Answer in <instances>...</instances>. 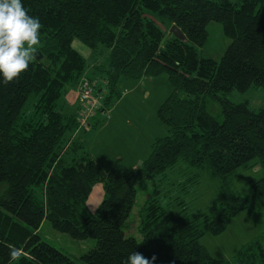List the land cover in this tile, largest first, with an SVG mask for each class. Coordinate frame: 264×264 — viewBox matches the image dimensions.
<instances>
[{
    "label": "trees",
    "instance_id": "obj_1",
    "mask_svg": "<svg viewBox=\"0 0 264 264\" xmlns=\"http://www.w3.org/2000/svg\"><path fill=\"white\" fill-rule=\"evenodd\" d=\"M22 3L43 25L42 56L18 80L0 83V264H123L132 251L149 259L155 255L153 264H264L261 236L243 244L231 260L212 257L200 243L207 232H223L237 214L264 208V175L250 182L246 195L232 194L228 186V177L254 160L264 170V106L227 98L253 87L262 89L264 100V0ZM156 17L167 28L176 25L185 40ZM210 21L220 23L230 40L219 61L199 54ZM74 39L95 54L107 52L104 60L90 66L72 48ZM161 73L171 86L157 110L166 134L152 142L139 168H103L77 136L101 124L94 117L120 97V78ZM85 74L97 82L101 99L82 127L78 94L71 100L68 94ZM208 96L218 103L221 120L208 110ZM180 162L209 168L221 183V201L197 220L183 212L182 201L175 203L182 208L170 210L154 187L140 208V238L127 236L122 225L136 200L137 182ZM96 183L103 195L91 212L86 204ZM44 220L73 239H94L95 246L75 263L42 240L38 229ZM11 247L22 249V257L10 261Z\"/></svg>",
    "mask_w": 264,
    "mask_h": 264
},
{
    "label": "rangeland",
    "instance_id": "obj_2",
    "mask_svg": "<svg viewBox=\"0 0 264 264\" xmlns=\"http://www.w3.org/2000/svg\"><path fill=\"white\" fill-rule=\"evenodd\" d=\"M155 19L161 27L169 31L170 27L167 28V25L159 18L156 17ZM206 30L207 39L203 46L199 48V54L202 57L219 61L230 40L224 35L222 26L218 22H208ZM39 39L40 44L33 46L37 49L35 56L38 54V57H40L39 48L43 44L40 37ZM71 45L88 61L90 66L94 62L100 64L107 53L104 51L103 55L95 54L77 39H74ZM94 77L97 78L95 75ZM82 78L89 77L85 74ZM81 79L74 86V89H70L69 93L71 91L72 93L68 94L69 99L72 96L73 99H76L78 94L76 91L79 83L83 80ZM117 88L121 94L120 97L112 102L108 111L98 112L97 118L94 119L100 120L102 126L106 127L107 118H110V124H107L108 128H111V126L114 128L104 133L103 136H106L107 141L106 138H101L98 132L94 133V128L92 130L90 128V132L87 130V134V131L80 132L79 135L81 137H77L84 142L85 150H88L93 158H102L104 153H109L111 156V161L109 162L112 164L109 167H116L121 164L123 167L137 169L139 162L142 165V162L148 157L152 142L166 134V127L159 121L157 110L169 95L171 86L166 73H161L138 80L122 77L118 81ZM261 91L262 89L260 88L251 87L245 92L232 91L227 95V98L234 103L247 100L252 108L254 106L257 108L264 106L263 96L258 93ZM70 106L71 108L75 107V100L70 103ZM207 106L213 116L221 120L219 105L209 96L207 98ZM114 122L116 124L112 125ZM85 134L86 139L82 137ZM129 144L134 147L136 152L132 162L124 157L126 152L131 149ZM120 152L122 159L118 160ZM98 164L104 168L108 166L107 162ZM251 165V167L247 168H237L228 177V186L232 194L246 195L249 191L250 182L256 181L264 175V170L257 160L252 161ZM100 185L101 183H96L92 188L86 204L88 211H91V206L93 209L91 212H95L101 202L102 194L99 193L98 189ZM220 186L219 179L212 174L209 168L194 169L190 168L186 163L180 162L163 175H157L152 180L141 179L137 182L136 200L122 228L127 236L140 238V208L144 205L146 198L154 187L159 190V200L164 204L170 205V210L182 208L181 205L175 204L182 201L184 203L183 212L190 218L198 220L208 211L211 205L221 201ZM38 234L42 240L62 251L75 263H78L80 255L93 248L96 242L91 238L86 240L73 239L67 233L54 229L48 220L42 221ZM258 236L262 237L261 242L264 248V208L260 209L256 216L249 215L247 212L237 214L223 232L218 235L207 232L200 237V243L205 246L212 257L231 260L242 247V244Z\"/></svg>",
    "mask_w": 264,
    "mask_h": 264
},
{
    "label": "clouds",
    "instance_id": "obj_3",
    "mask_svg": "<svg viewBox=\"0 0 264 264\" xmlns=\"http://www.w3.org/2000/svg\"><path fill=\"white\" fill-rule=\"evenodd\" d=\"M43 27L38 17L28 14L22 0H0V83L7 85L18 80L31 62L36 59V48L40 44L38 33ZM90 210L93 209L90 206ZM23 250L9 249L10 261L21 258ZM151 259L138 251L129 253L123 264H153Z\"/></svg>",
    "mask_w": 264,
    "mask_h": 264
},
{
    "label": "built area",
    "instance_id": "obj_4",
    "mask_svg": "<svg viewBox=\"0 0 264 264\" xmlns=\"http://www.w3.org/2000/svg\"><path fill=\"white\" fill-rule=\"evenodd\" d=\"M97 82L94 80L83 79L78 86V100L81 110L78 114L80 126H85L88 119L98 109L101 95L96 91Z\"/></svg>",
    "mask_w": 264,
    "mask_h": 264
},
{
    "label": "crops",
    "instance_id": "obj_5",
    "mask_svg": "<svg viewBox=\"0 0 264 264\" xmlns=\"http://www.w3.org/2000/svg\"><path fill=\"white\" fill-rule=\"evenodd\" d=\"M70 101V100H69ZM72 101H73V99H72ZM77 105V102H75V106ZM97 118V114L95 115V117H94V119H96ZM108 119V121L106 122V127L105 126H102V123L100 124V125H98V126H96L93 130H94V133L95 132H98L99 133V135L101 136V138H106V136H103L104 135V133H107L108 131H110V130H112L114 127H112L111 126V128H108L109 126L107 125L108 123L110 124V118H107ZM113 124H116L115 122L114 123H112V125ZM89 130V132H90V129H88ZM91 130H92V128H91ZM95 130H98V131H95ZM93 132V131H92ZM88 133V131L86 132V134ZM123 133V132H122ZM86 134L83 136L82 135V137H84L85 139H86ZM127 137V136H126ZM123 139L125 140V141H127L126 140V138L125 137H123ZM106 141H107V138H106ZM83 145H84V142H83ZM129 146L131 147V149H129L127 152H126V154H125V158H126V160H128V161H130V162H132L133 161V159H134V155H135V149H134V147L131 145V144H129ZM85 149V148H84ZM88 151V150H87ZM86 151V152H87ZM90 156H91V158H93L92 157V154L91 153H89V151L87 152ZM122 154H121V152H120V154H119V157H118V160H121L122 159V156H121ZM110 154L109 153H107V154H105L104 153V155L102 156V158H93L94 160H96L98 163H101V162H107L108 163V166L107 167H109V166H111L112 164H110L111 162H109V161H111V159H110ZM120 166H121V164H119ZM133 165H134V163H133ZM107 167H105V168H107ZM113 167H115V166H113ZM117 167V166H116ZM104 168V167H103ZM109 168H111V167H109ZM126 168H130V169H133L132 167H126ZM98 189H99V193L100 194H102L103 195V191H102V186L100 185V187H98ZM245 212H247V211H245ZM257 212H260V211H257ZM257 212H247L249 215H253V216H256L257 215ZM243 245V244H242Z\"/></svg>",
    "mask_w": 264,
    "mask_h": 264
},
{
    "label": "water",
    "instance_id": "obj_6",
    "mask_svg": "<svg viewBox=\"0 0 264 264\" xmlns=\"http://www.w3.org/2000/svg\"><path fill=\"white\" fill-rule=\"evenodd\" d=\"M170 33H172L175 37H178L181 40H185V36L182 33V31L176 26V25H172L170 27ZM40 57L42 56V54L39 52ZM38 57V54L36 56V59L40 58ZM141 165V162H139V164L137 165V168H139V166Z\"/></svg>",
    "mask_w": 264,
    "mask_h": 264
}]
</instances>
